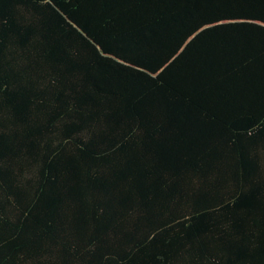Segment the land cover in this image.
Returning a JSON list of instances; mask_svg holds the SVG:
<instances>
[{
	"label": "trees",
	"instance_id": "obj_1",
	"mask_svg": "<svg viewBox=\"0 0 264 264\" xmlns=\"http://www.w3.org/2000/svg\"><path fill=\"white\" fill-rule=\"evenodd\" d=\"M0 264H264V0H0Z\"/></svg>",
	"mask_w": 264,
	"mask_h": 264
}]
</instances>
